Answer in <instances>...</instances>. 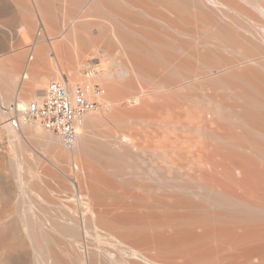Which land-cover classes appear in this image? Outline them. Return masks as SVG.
I'll return each mask as SVG.
<instances>
[{
  "label": "bare ground",
  "instance_id": "bare-ground-1",
  "mask_svg": "<svg viewBox=\"0 0 264 264\" xmlns=\"http://www.w3.org/2000/svg\"><path fill=\"white\" fill-rule=\"evenodd\" d=\"M40 6L77 17L53 49L77 72L97 59L82 84L93 95L94 81L106 80L114 104L86 115L63 172L44 170L84 203L64 221L28 212L0 221V264H264V0ZM146 123L158 129L143 145ZM42 136L54 156L67 151ZM3 194L14 202L9 188Z\"/></svg>",
  "mask_w": 264,
  "mask_h": 264
},
{
  "label": "rangeland",
  "instance_id": "rangeland-1",
  "mask_svg": "<svg viewBox=\"0 0 264 264\" xmlns=\"http://www.w3.org/2000/svg\"><path fill=\"white\" fill-rule=\"evenodd\" d=\"M26 1L30 8L27 9L28 11L20 9L13 0H0V46L7 45L9 46L8 48L14 46L22 54L17 55L16 59L20 66L27 64V59H31V64L45 62L49 66H52L58 72L53 80L64 82L69 79L68 83L82 84V82L89 79V73L93 65L97 63V59L87 57L84 68H79L77 72L75 65H73V59L70 56L58 58L56 51L53 49L57 43L64 40L65 35L69 32V27L77 21V17L73 19L67 13L63 15V13L58 12V9H55L56 14L54 16H49L43 13L40 0ZM92 16L87 15L90 18ZM85 17L80 18L83 19ZM94 18L93 20L91 18L89 21L98 20V18H95L96 20ZM99 21H105V18L101 17ZM9 61L10 59L7 58L5 66L8 65L7 62ZM0 66H3L2 63ZM76 72L77 75L75 76ZM6 79L5 76L3 78L0 72V98L4 97V91L1 86ZM96 83L101 84L106 92L102 96L103 99L100 100V107L96 111L91 112L93 114L106 109L107 105L111 106L114 104L113 99L107 98L106 80H97L93 84ZM70 86L73 85L71 84ZM126 104L127 102L122 106ZM152 111L155 114L159 113L157 110ZM8 117L9 113L7 110L0 108V196L3 197V192L9 188L15 200L13 203L0 202V221L6 220V217L11 215L18 223L26 216L27 212L31 214L30 217L36 215L39 218L47 213L57 217L60 221H64L66 214L71 212V207L81 204L79 202L80 198L84 203L85 196H72L74 192L60 187L59 182L55 178L53 179L52 176L50 177L49 174L53 170L59 173L63 172L62 169L66 165L65 159L72 156L70 152L71 148L61 141L68 149L64 151L63 155L58 153V155L54 156L51 149H49L51 153L47 150L49 145H47L48 143L45 138H42V135H49L51 133L46 132L41 126L34 124L23 125L20 129H9ZM100 127L103 129H110V127L116 129L115 125H102ZM157 129V126L149 123L144 124L141 130L142 137L138 141L143 145H148L153 141V136ZM80 130L81 128H79ZM53 135L59 138L55 134ZM38 138L39 140H37ZM78 142L79 134L75 145ZM49 148L51 147L49 146ZM71 162L73 171H79L80 168L73 158ZM44 170L47 173L49 172V176H46L47 173L45 174ZM148 177V180H150V173ZM46 180L50 182H46ZM25 181L27 182L26 184L22 183ZM34 182H40L46 188L47 192L45 195H43L44 193L39 195L32 185L28 184ZM68 182L71 185H78L75 177H68ZM45 183H50L52 186H47ZM124 188L133 191L141 190L137 186H124Z\"/></svg>",
  "mask_w": 264,
  "mask_h": 264
},
{
  "label": "built area",
  "instance_id": "built-area-1",
  "mask_svg": "<svg viewBox=\"0 0 264 264\" xmlns=\"http://www.w3.org/2000/svg\"><path fill=\"white\" fill-rule=\"evenodd\" d=\"M105 88L96 83L93 95L89 86L67 81H52L41 98L19 100L7 108V122L14 129L23 125H39L46 132L55 134L67 146L77 141L79 128L85 123L86 115L100 107L99 97L105 94Z\"/></svg>",
  "mask_w": 264,
  "mask_h": 264
},
{
  "label": "crops",
  "instance_id": "crops-1",
  "mask_svg": "<svg viewBox=\"0 0 264 264\" xmlns=\"http://www.w3.org/2000/svg\"><path fill=\"white\" fill-rule=\"evenodd\" d=\"M8 47L0 46V64L3 65L0 66V72L3 78L4 76L5 79L7 78L1 86L4 91V97L0 98L2 110H7L9 106L22 99L41 98L44 95L45 86L54 81L53 78L58 74L56 69L45 62L31 64V59H27V64L20 66L16 59L21 53L14 46ZM7 58L10 61L5 66Z\"/></svg>",
  "mask_w": 264,
  "mask_h": 264
}]
</instances>
